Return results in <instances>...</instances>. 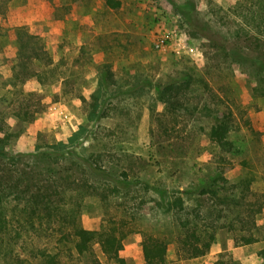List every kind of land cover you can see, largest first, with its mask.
I'll return each instance as SVG.
<instances>
[{
  "label": "rangeland",
  "instance_id": "374dc122",
  "mask_svg": "<svg viewBox=\"0 0 264 264\" xmlns=\"http://www.w3.org/2000/svg\"><path fill=\"white\" fill-rule=\"evenodd\" d=\"M240 1L121 0L122 8L112 11L104 0H0L6 7L0 13V138L9 136L6 151L9 156L50 152L84 127L67 161L93 156L112 178L127 177L128 187L97 179L96 185L110 186L108 195L115 193L106 204L88 198L81 225L100 231L125 220L131 232L122 253L126 264H145L146 235L167 238L169 263L264 264V240L234 248L227 230L218 232L207 256L180 260L179 227L169 211L149 201L160 190L207 206L206 198L184 193L224 171L223 159L232 163L224 172L230 183L249 169L252 190L264 195L263 55L250 42L233 39L237 24L228 10ZM105 66L114 83L102 89ZM172 78L179 90L176 106L167 112L157 87ZM99 93L102 115L92 119ZM224 118L237 155L220 154L210 141L211 127ZM46 155L35 160L39 169L67 174L64 159ZM11 161L0 159V177L33 166L29 158ZM84 173L78 168L70 175L88 178ZM141 199L147 203L142 214L123 219L125 208ZM258 223L264 226V209ZM94 252L106 263L99 245ZM75 264L92 263L83 256Z\"/></svg>",
  "mask_w": 264,
  "mask_h": 264
},
{
  "label": "trees",
  "instance_id": "16d2710c",
  "mask_svg": "<svg viewBox=\"0 0 264 264\" xmlns=\"http://www.w3.org/2000/svg\"><path fill=\"white\" fill-rule=\"evenodd\" d=\"M104 6L118 11L122 8V2L104 0ZM228 11L237 24V29L232 32L233 39L250 42L251 47L260 49L263 55L260 59L261 71L264 70V0H241ZM5 12L4 4L0 5V13ZM191 26L196 31H201L197 26ZM204 38L214 41L208 35ZM236 61H241L239 55ZM263 77L264 75L261 77L262 82ZM100 80L102 89L108 87L110 82L114 83L108 66L101 71ZM177 85L172 78L167 84L157 87L167 112L176 106L174 98L179 90ZM101 96L99 93L94 97L92 119L97 118L102 111L103 104L101 107L98 104ZM169 114L174 115L175 112ZM85 130L82 127L68 140V144L60 142L52 146L50 152L37 149L35 154L18 153L15 156H9L6 151L9 136L5 134L0 138V159L15 162L29 158L33 165L30 170L19 168L16 175L6 172L0 177V264H75L83 256L89 257L92 264H126L122 253L124 241L131 232L126 230L129 224L125 220L114 227H103L100 231H90L81 225L82 209L88 198L97 196L106 204L112 193H115L111 190L108 195L107 188L110 186L96 185L97 179L102 178L105 182L110 180L115 188L122 190L128 187L127 177L121 181L112 178L93 156L67 161V156L74 153L69 148L76 147L79 139L85 135ZM230 131L228 118L217 120L211 127L210 141L220 154H238L229 140ZM46 154L64 159L68 166L67 174L62 171L49 174L39 169L36 161ZM75 165L84 169L88 178L72 177L70 174L78 169H73ZM231 165L230 161L221 160L219 167H224V171L204 181L196 190L184 193L206 198L204 202H208L207 206L188 204L187 198L160 190H156L157 198L149 199L155 209L169 211L179 227L180 233L175 246L180 260H195L207 256L220 230H227L231 234L234 248L250 247L264 240V226L258 223V217L264 209V195L252 190L254 177L249 169H244L237 182L230 183L224 177V172ZM44 176L47 179L44 180ZM144 207H147V203L143 199L138 204L126 207L122 212L123 219L135 220L137 215L142 214L144 210L141 209ZM17 245H20L19 248ZM95 245L100 246L106 263H101L96 257ZM168 247L165 236L146 235L142 243L145 264H177L168 262ZM260 255L264 260V251ZM215 264L230 262L218 260Z\"/></svg>",
  "mask_w": 264,
  "mask_h": 264
}]
</instances>
